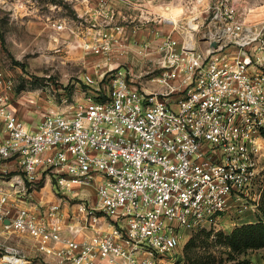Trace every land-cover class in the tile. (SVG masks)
I'll use <instances>...</instances> for the list:
<instances>
[{
  "label": "built area",
  "instance_id": "obj_1",
  "mask_svg": "<svg viewBox=\"0 0 264 264\" xmlns=\"http://www.w3.org/2000/svg\"><path fill=\"white\" fill-rule=\"evenodd\" d=\"M189 30L180 48L173 34L161 41L154 69L87 75L83 98L37 123L19 117L0 71V221L31 236L45 264H165L188 235L259 209L264 26L246 25L236 0H212ZM104 38L92 49L110 56L114 35ZM44 176L59 202L34 200ZM92 186L95 203L81 194Z\"/></svg>",
  "mask_w": 264,
  "mask_h": 264
},
{
  "label": "rangeland",
  "instance_id": "obj_2",
  "mask_svg": "<svg viewBox=\"0 0 264 264\" xmlns=\"http://www.w3.org/2000/svg\"><path fill=\"white\" fill-rule=\"evenodd\" d=\"M211 1L0 0V71L12 80V107L25 122L37 123L44 114L60 113L71 107L75 99L83 98L88 91L87 75L97 79L99 71L110 67L117 70L132 67L138 74L154 69L160 59L161 41L173 34L176 47L180 48L191 36L189 24L193 17L202 14ZM236 6L246 25L264 26V0H236ZM58 21L65 23L61 30L54 26ZM107 33L114 35L112 55L96 54L92 48L101 45ZM151 77H143V82H150ZM151 89H156L154 84ZM259 142L264 148V138ZM260 166L264 167V155ZM47 180L52 186L49 193L53 195L46 203L59 202L53 178L44 176L35 194L41 197ZM81 194L96 202V186ZM65 198L62 212L67 219L79 200ZM34 200L41 202L35 197ZM250 213L256 221L264 220L261 207ZM232 221L236 224L231 225ZM242 222L245 219L234 216L231 224L224 223L225 228L218 232L203 230L190 234L163 261L264 264V249L231 253L219 238L221 233L230 234ZM6 247L19 249L31 264H45V255L31 236L6 230L0 221V264H10L5 261L14 264L12 259L3 260Z\"/></svg>",
  "mask_w": 264,
  "mask_h": 264
},
{
  "label": "trees",
  "instance_id": "obj_3",
  "mask_svg": "<svg viewBox=\"0 0 264 264\" xmlns=\"http://www.w3.org/2000/svg\"><path fill=\"white\" fill-rule=\"evenodd\" d=\"M262 201L260 207L264 213V195ZM219 238L231 253L243 254L249 250L264 249V220L243 223L234 228L230 234L221 233Z\"/></svg>",
  "mask_w": 264,
  "mask_h": 264
},
{
  "label": "crops",
  "instance_id": "obj_4",
  "mask_svg": "<svg viewBox=\"0 0 264 264\" xmlns=\"http://www.w3.org/2000/svg\"><path fill=\"white\" fill-rule=\"evenodd\" d=\"M4 137H5V132H4V130H3V127L0 126V141H2ZM0 186H4L3 183H2L1 181H0ZM51 187H52V186H50L49 180H47V183H46V185H45L44 188H43V190H45V192H44V193H41V197H37V195L35 194L36 192H34V193H33L34 197L37 198V199H39V201L44 202V203L46 202L47 199H48V201H50L49 199H51V196L53 195V194H50V193H49V188H50V190H51ZM89 188H92V187H89ZM89 188H87V189H89ZM42 194H44V195H42ZM35 195H36V196H35ZM40 198H41V199H40ZM52 202H56V201H52ZM20 205L22 206V205H23V202H20ZM248 213H249V212H248ZM248 213H246V214H244L243 216L240 217V219H245V222H242V223H253V222L256 221V220H255V217H252V216H251V213H250V214H248ZM245 215H246V216H245ZM247 217H248V218H247ZM232 218H233V217H226V218H225V221H224L225 225L228 224V223L231 224V220H232ZM233 224L235 225L236 222L232 221V224H231V225H233ZM238 224H239V223H238Z\"/></svg>",
  "mask_w": 264,
  "mask_h": 264
},
{
  "label": "bare ground",
  "instance_id": "obj_5",
  "mask_svg": "<svg viewBox=\"0 0 264 264\" xmlns=\"http://www.w3.org/2000/svg\"><path fill=\"white\" fill-rule=\"evenodd\" d=\"M11 260V259H10ZM14 264H16V263H19L20 261H18V260H16V259H13L12 258V260H11Z\"/></svg>",
  "mask_w": 264,
  "mask_h": 264
},
{
  "label": "water",
  "instance_id": "obj_6",
  "mask_svg": "<svg viewBox=\"0 0 264 264\" xmlns=\"http://www.w3.org/2000/svg\"><path fill=\"white\" fill-rule=\"evenodd\" d=\"M5 223H7V224H8V223H9V221H5Z\"/></svg>",
  "mask_w": 264,
  "mask_h": 264
}]
</instances>
